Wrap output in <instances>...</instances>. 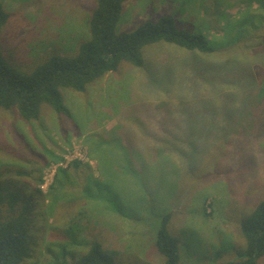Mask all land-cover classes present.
I'll return each instance as SVG.
<instances>
[{
	"label": "rangeland",
	"instance_id": "374dc122",
	"mask_svg": "<svg viewBox=\"0 0 264 264\" xmlns=\"http://www.w3.org/2000/svg\"><path fill=\"white\" fill-rule=\"evenodd\" d=\"M0 3L9 14L0 30L1 56L21 73L50 57L73 53L77 43L88 37L94 0ZM177 5L175 0H124L119 31H132L143 21L177 12ZM260 7L255 0H205L204 10L196 0L193 19L186 14L175 19L179 29L202 30L208 42L222 43L223 26L244 16L251 20L232 30L222 49L207 56L198 54L193 66L196 76L193 67L178 63L191 62L188 52L157 43L142 50L144 66L140 70L122 63L84 93L61 90L69 118L58 116L46 105L34 122L23 121L14 110H0V175L30 206L33 247L27 264H55L53 256L66 244L70 227L76 242L83 241L67 246L75 258L85 253L87 243L97 240L112 264H163L153 246L150 223L154 220L137 213L138 206L158 214L165 207L174 211L168 230L178 241L181 264L236 259V251L244 246L238 222L264 197V110L253 109L259 106L257 98L248 103L252 110L225 99L214 103L217 108L209 106L217 100L210 101V97L236 101L254 87L219 94L218 85L202 83L209 78L200 66H227L236 58L254 69L261 63L264 66V12ZM238 35L241 45L229 43L228 39ZM155 63L170 67L178 63L182 83L173 82V71L163 75L166 80L155 71ZM138 71L145 73L142 79ZM242 78L249 80L246 74ZM163 96L176 103L172 108H177V115L165 120L170 126L160 121L162 105L168 102ZM252 116H260L261 131L253 136ZM246 141V147L252 149L254 169L237 171L239 167L234 165L239 159L233 155L237 145L227 146L229 154L223 157L220 148ZM72 162L78 164L66 176L68 180L73 182L74 175L81 177L86 170L90 177L84 189L73 187L55 197L50 188L57 170ZM63 178L57 177L59 181ZM128 193L131 199H127ZM81 197L87 201L81 203ZM55 199L60 201L52 205ZM110 205L120 213L109 210ZM64 260L73 264L75 259L67 254ZM259 264H264V258Z\"/></svg>",
	"mask_w": 264,
	"mask_h": 264
},
{
	"label": "trees",
	"instance_id": "16d2710c",
	"mask_svg": "<svg viewBox=\"0 0 264 264\" xmlns=\"http://www.w3.org/2000/svg\"><path fill=\"white\" fill-rule=\"evenodd\" d=\"M175 1L179 3L177 5V12L163 14L154 20L143 21L132 31L121 32L119 31V25L122 19L124 0H94V9L90 14L87 25L88 37L77 43L73 53L70 52L71 54L50 57L36 65L32 69L33 71L21 73L11 68L2 59L0 51V110H9L8 112L14 110L23 121L34 122L40 119V109L43 105H46L58 116L69 118L71 115L69 109L63 103L61 90L66 89L84 93L89 86L95 84L105 75L117 71L122 63L140 70L144 66L142 50L147 46L157 43L172 45L178 50L188 52L191 62L189 64L184 63V61L178 63H181V66H183L182 64H186L193 67L196 64L194 61H197L198 54L207 56L216 52L215 49H222L226 45L227 36L232 33V30L251 21L248 16H244L243 19L233 22V25L228 23L222 27L224 43L216 40L208 42L202 30L188 32L179 29L176 25L175 19L184 14L189 19L194 18V4L196 0ZM255 2H258L259 6H261L260 10L264 12V0H255ZM199 5L205 10V0H199ZM8 15L7 10L0 3V30L5 25ZM240 39L241 36L238 35L231 38V40L228 39V41L229 43H236L234 44L235 46H239L241 45L239 44ZM178 63H176L175 67H170L164 63H155V71L159 72L162 77L173 71L175 73L173 82L180 84L182 83L179 80L181 78L176 69L179 68ZM230 63L227 66L220 64H205L200 66L204 75L209 78L202 83L210 82L212 83L211 85H218L221 87L219 94L231 88L244 89L251 86L254 89L249 90V93H245L243 99L239 98L236 101L226 97L222 98V96L214 99L210 97V101L217 100L209 102V106L217 108V105H214V103L225 99L231 105H241L248 110H252V107L248 103L257 98V106H259H253V109L261 107L264 110L263 64H259L254 69L252 64L241 62L237 58L233 59ZM192 69L194 76H196L194 67ZM138 72L142 76L140 79H142L145 73ZM231 73L235 75L232 76ZM237 74L240 76L239 78H237ZM242 74H246L249 80L247 81L245 78H242ZM165 79L168 80V78ZM200 86L197 85L196 88ZM222 86L225 88L222 89ZM165 98L168 99V102L162 105L163 109L160 121L162 125L170 126L171 123H165V120L175 113L177 115V108H172L176 104L174 101H171L168 97ZM217 103L221 104L222 102ZM251 118V122L253 123L252 129H254L253 136L261 133L259 129L260 116H252ZM251 140L255 144L258 142L255 139ZM102 142L105 144L104 140ZM123 142L124 144H129L131 147L134 146L129 140L128 142L123 140ZM236 143L238 142L223 144L219 152L221 157L229 154L227 146L232 144L237 145L234 151L235 154L233 155L239 160L238 162L234 161V167H239L237 171H241V169H254L255 161L251 157L252 149L246 147L248 142ZM172 146L169 145V147ZM213 147L216 148V144ZM99 153L102 154L101 152ZM77 164V162H72L66 169L58 168L55 175L56 179L53 182L54 187L51 186L50 188L51 191H54L55 197L56 194L68 192L73 187H77L79 190L81 188L84 189L87 177H90L87 170L85 171L86 174L84 173L81 177L77 178L74 175L72 177L73 182L66 177L73 168H77ZM133 167L137 171L138 167L136 163L133 164ZM58 176L65 178L59 181L57 179ZM127 199H131L129 193ZM101 200H103V197H101ZM59 201V199H55L51 204L53 205V203H58ZM79 201L84 203L87 200L85 197H81ZM140 203L141 201H136L137 205ZM52 205H50V208ZM107 208L112 212H119L113 206L111 208L107 206ZM140 208L141 206H138L137 213L145 214L147 218L149 217L154 220H151L150 223V227L154 231L153 246L160 257H162L163 264H181L182 260L180 259L178 241L168 230V225L174 211H169L165 207V211L158 214L153 209L149 211L148 208H144L143 210H140ZM70 230H73V228H68L66 244L60 246L58 254L53 256V258H56L55 264H65L64 257L67 254H69L72 260L75 259L73 264L113 263L111 257L102 249L101 244L97 240L87 243L85 253L75 258L76 254L68 251L67 246L69 247L71 244L75 246L82 245L83 241L76 242L77 240L70 235ZM238 230L244 242L243 248L236 251V259L219 264H259L264 258V197L253 205L245 217L239 220ZM32 247L30 206L25 201L23 194L12 186L8 180L4 181L0 175V264H27L26 262L31 259ZM61 259L62 261H60Z\"/></svg>",
	"mask_w": 264,
	"mask_h": 264
}]
</instances>
